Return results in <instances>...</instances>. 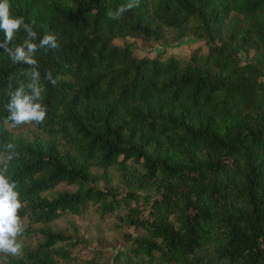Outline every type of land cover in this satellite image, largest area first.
Masks as SVG:
<instances>
[{"label":"trees","instance_id":"obj_1","mask_svg":"<svg viewBox=\"0 0 264 264\" xmlns=\"http://www.w3.org/2000/svg\"><path fill=\"white\" fill-rule=\"evenodd\" d=\"M127 2L10 0L61 47L35 57L46 119L7 130L29 66L0 48V154L15 145L26 225L0 264H264V0H139L107 19ZM67 215L97 224L54 223Z\"/></svg>","mask_w":264,"mask_h":264},{"label":"clouds","instance_id":"obj_2","mask_svg":"<svg viewBox=\"0 0 264 264\" xmlns=\"http://www.w3.org/2000/svg\"><path fill=\"white\" fill-rule=\"evenodd\" d=\"M139 0H128L120 4L115 10L108 9L105 13L108 20H119L122 16L137 7ZM26 33L22 43L14 48L9 47L18 32ZM0 39L2 48L14 64H26L28 69L23 73L28 82H17L14 90L8 93L9 100L5 105L8 115L3 120L5 129H17L27 124H41L46 119L47 109L43 103L45 87L41 83V74L38 70L36 53L59 50L61 45L53 33L44 34L37 41V32L31 24L26 23L23 16L14 15L10 0H0ZM53 85L57 80L49 71L45 76ZM6 154H0V253L19 256L22 252V241L18 238L25 230L24 219L19 215L24 207L20 199L17 181L8 174L9 163L16 157L15 145L8 143Z\"/></svg>","mask_w":264,"mask_h":264},{"label":"rangeland","instance_id":"obj_3","mask_svg":"<svg viewBox=\"0 0 264 264\" xmlns=\"http://www.w3.org/2000/svg\"><path fill=\"white\" fill-rule=\"evenodd\" d=\"M124 39L126 40H129V41H132L133 42V45H134V51L138 54V55H141V54H144L145 52H149V51H154V50H158V49H161L162 46L158 45V44H155V45H152V46H144L140 43V39L137 38V37H134V36H125ZM168 50H180V51H185L186 48L181 44V43H176L174 45H172L171 47H166ZM250 52L245 54L243 51L239 50L238 51V54L241 58L242 61L246 60V59H251V56H250ZM138 191H140V194L145 196L147 194H149L150 190L147 189V188H142V189H139ZM67 221H75L78 225V228L80 231H84V228H86L87 226L90 227V229H95L94 226H96V222L92 221V219L88 218L87 216H78V215H67L65 216L64 219H57L54 223L56 225H59L61 227H66V223ZM91 230V231H93ZM108 231H104L105 234H111L110 232L107 233ZM92 233V232H91Z\"/></svg>","mask_w":264,"mask_h":264}]
</instances>
